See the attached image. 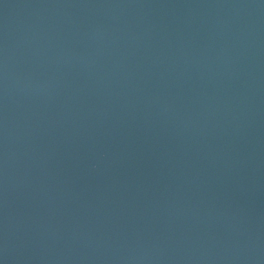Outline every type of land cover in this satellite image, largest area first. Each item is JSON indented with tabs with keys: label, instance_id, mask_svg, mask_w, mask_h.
<instances>
[{
	"label": "water",
	"instance_id": "95a60500",
	"mask_svg": "<svg viewBox=\"0 0 264 264\" xmlns=\"http://www.w3.org/2000/svg\"><path fill=\"white\" fill-rule=\"evenodd\" d=\"M219 0H0V199L106 121Z\"/></svg>",
	"mask_w": 264,
	"mask_h": 264
}]
</instances>
